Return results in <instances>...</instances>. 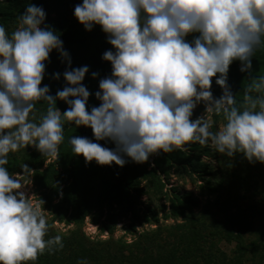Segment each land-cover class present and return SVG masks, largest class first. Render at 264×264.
<instances>
[{
	"label": "clouds",
	"instance_id": "obj_1",
	"mask_svg": "<svg viewBox=\"0 0 264 264\" xmlns=\"http://www.w3.org/2000/svg\"><path fill=\"white\" fill-rule=\"evenodd\" d=\"M45 16L41 6L28 3L11 34L0 25V264H28L63 247L60 235L45 239L43 202L33 203L29 183L20 179L29 166L22 163L21 172L10 174L6 165L8 154L26 145L58 157L65 123L91 128L94 139L68 140L85 163L123 166L125 157L143 163L158 150L169 153L189 143L264 163V76L251 78L240 103L226 83L234 60L241 72L251 70L264 37V0H81L73 16L85 30L99 25L112 46L101 56L111 73L99 79L92 93L99 104L88 109L90 92L81 83L87 65L69 70L71 59ZM53 49L66 65L52 74L66 82L54 96L48 85L40 86ZM211 77L222 89L219 97L210 91ZM56 99L68 106L63 112L53 107ZM37 101L48 107L34 122L29 114ZM201 102L205 113L223 117L217 130L204 115L190 119Z\"/></svg>",
	"mask_w": 264,
	"mask_h": 264
},
{
	"label": "trees",
	"instance_id": "obj_2",
	"mask_svg": "<svg viewBox=\"0 0 264 264\" xmlns=\"http://www.w3.org/2000/svg\"><path fill=\"white\" fill-rule=\"evenodd\" d=\"M80 2L0 0V25L11 34L26 4L41 6L46 13L44 24L57 33L71 59L69 70L87 65L88 71L81 83L90 92L86 103L88 109L99 104L92 95L98 90L99 79L111 73L110 62L101 56L112 46L107 43L106 34L99 25L85 30L81 23L73 24L76 20L73 7ZM191 38L192 34L186 37L188 40ZM44 63L40 86L48 85L49 94L54 96L57 90L66 86V82L62 75L53 78L52 74L62 73L66 65L55 49ZM239 68L240 62L234 60L229 65L226 80L237 103L241 102L243 89L251 78L264 76V37L251 57V70L241 72ZM92 72H96L97 76L92 77ZM210 79V91L214 98L219 97L222 89L215 83V77ZM47 107L46 101L35 102L30 119L38 122ZM53 107L63 112L68 106L63 100L56 99ZM210 117L214 129L222 125V116L210 113ZM196 118L192 112L190 119ZM62 134L58 157L42 156L30 145L8 154L6 168L10 174L21 172L19 166L22 163L31 169L27 176L31 177L38 200L43 202L41 209L49 216H45L49 225L45 239L55 235L62 237V248H54L51 252L45 250L28 264H77L78 260H86L87 264H243L242 258L248 251L257 248L264 250V239L259 241L260 247H251L244 238L245 231L251 230L254 218L264 214V168L260 166L261 162L245 167L238 163L239 169H232L223 154L189 143L186 148L169 153L158 150L143 163L132 162L125 157L127 162L123 166H117L114 162L99 165L94 160L85 163L82 155L71 152L68 142L70 136L94 139L90 127L65 123ZM97 142L108 148L113 147L110 141ZM202 153L217 158L218 168L214 169L209 163L201 161ZM240 160L243 161L241 157ZM174 165L189 168L203 181L198 186L200 195L206 198V204L202 205L199 196L191 191L179 192L171 187L169 208L162 217L175 221L160 225L158 214L165 206L157 204L154 199L163 195L168 197L163 186ZM207 173H211L214 184L205 178ZM141 196L146 197L142 207ZM241 202H246V205L241 206ZM125 217L129 218L128 232L135 235L130 241L113 237L115 224ZM86 218L98 225L101 231H106L108 236L95 239L86 235L82 228ZM54 222L72 224V227L63 232L54 227ZM136 224L156 226L137 231ZM219 241L234 244L232 255L218 246ZM260 257H264V251Z\"/></svg>",
	"mask_w": 264,
	"mask_h": 264
},
{
	"label": "rangeland",
	"instance_id": "obj_3",
	"mask_svg": "<svg viewBox=\"0 0 264 264\" xmlns=\"http://www.w3.org/2000/svg\"><path fill=\"white\" fill-rule=\"evenodd\" d=\"M79 23L76 20L73 21V24ZM192 112L194 113V115L196 117H201L204 115L205 119L211 120L210 117V113H205V108H204V104L203 102L199 103L196 105V107L192 110ZM205 113V114H204ZM31 113L29 114V119H30ZM221 125H218L215 127L214 131L217 130ZM219 154V153H218ZM222 155V154H219ZM238 155V156H237ZM240 157L243 159V161L240 160ZM54 158V157H52ZM200 160L205 162V163H209V165L211 167H213L214 169L218 168L219 165V161L217 158H215L214 156H212L211 154H200ZM228 165L230 164L232 166V169H239L238 168V163L242 164V166H248V165H254V164H259L260 162H254V163H249L242 154L240 153H235L231 158L227 157V161ZM152 165V164H151ZM261 167L264 168V163L260 164ZM251 169H253L250 166ZM253 171H255V169H253ZM251 172V171H250ZM205 178H209L210 182L212 184L215 183L214 179H212V175L211 173H207L205 175ZM20 179L22 180L23 183L28 184L26 185L27 188V193L29 194V199L33 202V203H38V197L37 194L34 190V186L32 184L31 181V177L30 176H22L20 177ZM203 181H201L199 178L196 177V173H192L190 171L189 168H183L181 166L178 165H174L172 167V170L170 171V175L168 176V181L167 183L163 186V190L164 192L167 193L166 197L165 195L161 196V198H155V202L157 204H164L165 209L163 211L159 212V216H160V220L159 223L160 225L166 224H172L175 220L173 218H167L164 219L162 217V214L165 213L168 208H169V194H170V188L174 187L175 190H178L179 192H184V191H191L193 192L194 195H198L200 203L202 205L206 204V198L205 196H201L200 195V188H199V184L202 183ZM167 190V191H165ZM145 196H141V207L143 206V200L145 199ZM241 206H245L246 202H241L240 203ZM235 209V207H234ZM233 209V210H234ZM42 210V209H41ZM197 211V210H195ZM43 214L47 217L48 214L45 210H42ZM129 222V218L125 217L120 219L116 224H115V230H114V234L113 237L117 238H124L127 241L132 240L133 238H135V235L130 234L127 230V225ZM72 224H64L63 222H54V227L60 231H66L69 228H71ZM156 225L154 224H145L144 226H140V225H135L137 231H142L143 229H148L150 227H155ZM83 231L85 232L86 235L90 236L91 238H106L108 236V233L106 231H101V229L98 227V225L96 224H92L91 222H89L88 218L85 219L84 224H83ZM244 238L245 241L247 243H250L251 247L256 246V247H260L259 245L261 243H259L260 240L264 239V214L261 215L260 217H256L253 220V226L250 229L246 230L244 233ZM218 246L223 249L227 254L232 255V252L234 251V244L233 243H226L224 241H219L218 242ZM250 247V249H251ZM258 249V248H257ZM252 250V251H248L245 254V257L242 258V263L243 264H264V257L261 258L260 254H263L264 250ZM254 253V254H253ZM260 259V260H259Z\"/></svg>",
	"mask_w": 264,
	"mask_h": 264
}]
</instances>
